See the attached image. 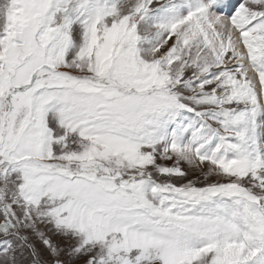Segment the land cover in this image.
I'll use <instances>...</instances> for the list:
<instances>
[{
  "label": "snow or ice",
  "instance_id": "6c2138e0",
  "mask_svg": "<svg viewBox=\"0 0 264 264\" xmlns=\"http://www.w3.org/2000/svg\"><path fill=\"white\" fill-rule=\"evenodd\" d=\"M0 264H264V0H0Z\"/></svg>",
  "mask_w": 264,
  "mask_h": 264
}]
</instances>
